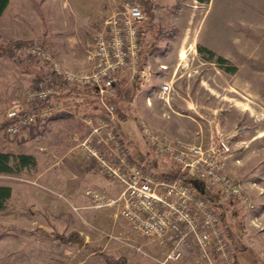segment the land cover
Masks as SVG:
<instances>
[{"label": "rangeland", "instance_id": "1", "mask_svg": "<svg viewBox=\"0 0 264 264\" xmlns=\"http://www.w3.org/2000/svg\"><path fill=\"white\" fill-rule=\"evenodd\" d=\"M105 1L116 10L119 0ZM135 1L147 18L141 40L148 78L139 84L161 105L156 90L163 83L171 86L168 103L160 110L168 112L167 123L158 120L154 130L140 118L141 136L146 141V127L156 136L179 142L183 138L191 145L216 138L229 142L225 172L239 184L241 194H211L219 233L233 246L234 264H264V0ZM40 3L39 22H21L22 32L18 22H0V44L35 38L33 42L49 51L60 67L87 73L69 70L53 56L65 49L63 34L86 28L64 29L51 8L46 4L41 10ZM99 30H88L86 41L77 43L85 53ZM16 57L0 56V153L32 156L35 166L0 174V186L11 189L0 211V264H162L168 248L132 232L119 215L121 187L97 169L92 156L59 142L52 124L34 140L26 141L23 132L15 137L4 134L7 112L20 104L29 109L26 97L33 91L34 74L26 73L50 71L21 49ZM71 233L83 244L58 239ZM140 245L143 254L136 250ZM224 263L213 255L211 264ZM185 264L209 263L192 254Z\"/></svg>", "mask_w": 264, "mask_h": 264}, {"label": "built area", "instance_id": "2", "mask_svg": "<svg viewBox=\"0 0 264 264\" xmlns=\"http://www.w3.org/2000/svg\"><path fill=\"white\" fill-rule=\"evenodd\" d=\"M146 19L144 7L137 1L119 0L116 11L92 36L94 66L87 73L66 71L41 45L21 48L28 59L48 66L61 78L62 84L61 87L40 84L31 91L26 97L28 111L22 104L11 108L6 114L9 124L4 134L15 137L45 122L50 115L46 100L61 94L64 86L93 89L104 114L86 122L90 131L79 145L96 160L97 169L121 187L119 215L132 232L159 247L168 248L162 264H185L192 254L203 263L211 264L214 255L224 264H234L233 246L219 233V215L213 198L206 195L218 191L223 197L234 198L241 194L239 184L225 172V160L231 156L227 140L216 138L208 144L202 141L189 145L167 136H156L148 128H142L146 142L157 156L170 159L180 173L189 172L204 179L201 191L187 181H165L158 172L118 152L123 140L111 127L114 114L105 100L106 82L118 70L128 71L134 79L148 78L141 40ZM170 93L171 86L163 83L156 90V97L168 103ZM142 247L136 250L142 253Z\"/></svg>", "mask_w": 264, "mask_h": 264}, {"label": "crops", "instance_id": "3", "mask_svg": "<svg viewBox=\"0 0 264 264\" xmlns=\"http://www.w3.org/2000/svg\"><path fill=\"white\" fill-rule=\"evenodd\" d=\"M38 2H43V5L40 3L41 10L42 6L46 4L48 8H51L50 13H53V18L55 17V21L60 22L64 29L68 28L66 30H69L70 26H75L76 29L86 28L81 33H79L80 31H77L78 33L68 31L67 34H63L61 41H63L65 49L61 53H52L54 58L69 70L75 72L91 71L94 66L91 51H87L88 54L85 53L83 46L80 47L77 43L86 41L84 34L88 30L99 27L102 29L109 15L114 12L115 7L107 4L105 0H8L5 10L0 16V22H12L13 24L15 22L19 24L21 22H39L37 13L39 4L36 5ZM23 26V24L19 26V32H22ZM33 39L35 38L13 40L33 42ZM28 72L26 74H34V78L37 73H41L40 75L48 73L44 74V71ZM145 87L144 84L140 86L138 79L131 78V74L126 70L117 71L106 82L108 94L105 100L114 114L111 127L117 131L123 140V146L118 152L119 154H128L132 161L144 165L147 169L159 173L177 172L179 171L178 168L172 164L170 159L157 156L139 131L140 118H144L148 126L154 130L156 129L155 122L162 120L166 124V119H168V112L164 108L162 110L165 113L160 111L167 103L161 105V102L147 95L144 90ZM48 106L50 107L48 122H43L23 131L22 134L26 141L38 139L43 130L46 129V124H52L59 142L66 141V144H69V148L73 151L80 148V142L89 134L90 129L86 122L93 120L96 115L104 114L97 94L91 88L64 86L61 94L50 98ZM198 134L201 133L196 132L195 138L197 141L198 139L201 141L203 137ZM180 139V142L186 144L185 139ZM226 170L229 169L226 167ZM188 174L186 180H189L195 188L200 189L204 179L197 174ZM218 194V191L213 192V195ZM221 218L222 221L225 220L223 211ZM229 233L232 234L231 230Z\"/></svg>", "mask_w": 264, "mask_h": 264}, {"label": "trees", "instance_id": "4", "mask_svg": "<svg viewBox=\"0 0 264 264\" xmlns=\"http://www.w3.org/2000/svg\"><path fill=\"white\" fill-rule=\"evenodd\" d=\"M199 1L202 2V0H199ZM7 3H8V0H0V16L5 10ZM32 45H35V43L32 41L10 40L6 44H0V56L17 60L16 59L17 51L25 46H32ZM218 61L220 64L225 63V60H223L222 58H219ZM40 74L41 73H37L35 75L33 85H32L33 89H37L38 86L42 84L43 82L47 84L48 86L61 87L62 80L60 77L56 76L55 73L49 71L46 75H40ZM50 98L46 100L47 104ZM39 107L40 106L36 108H39ZM8 124H9L8 122L4 123L1 126L2 130ZM34 166H35V160L32 156H27L24 154L14 156V155L6 154V153H0V174L9 175V174L17 173L20 170L31 168ZM188 173L189 172L180 173L179 171H177L173 173L172 172L171 173H159V175L162 179L168 182L187 181L186 179H188L187 178V176L189 175ZM187 182L191 183L189 180ZM201 189L202 187L200 189L197 188L198 191H201ZM206 195L210 196L211 194L207 193ZM10 197H11V189L6 186H0V211L4 209L6 202L10 199ZM58 239L64 244H68V245L73 244V243L83 244V240L76 233H71L65 237H58ZM85 247L88 248V246H85ZM100 257H104V256L101 254ZM233 263H235L234 258H233Z\"/></svg>", "mask_w": 264, "mask_h": 264}]
</instances>
